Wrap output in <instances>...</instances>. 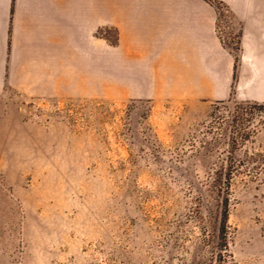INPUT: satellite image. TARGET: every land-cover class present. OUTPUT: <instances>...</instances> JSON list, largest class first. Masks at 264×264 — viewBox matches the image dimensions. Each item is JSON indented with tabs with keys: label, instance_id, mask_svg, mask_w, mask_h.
Segmentation results:
<instances>
[{
	"label": "rangeland",
	"instance_id": "374dc122",
	"mask_svg": "<svg viewBox=\"0 0 264 264\" xmlns=\"http://www.w3.org/2000/svg\"><path fill=\"white\" fill-rule=\"evenodd\" d=\"M205 1L193 53L132 65L107 0L105 71L85 51L73 96L0 93V264H219L218 190L225 264H264V0Z\"/></svg>",
	"mask_w": 264,
	"mask_h": 264
},
{
	"label": "crops",
	"instance_id": "0c3cea01",
	"mask_svg": "<svg viewBox=\"0 0 264 264\" xmlns=\"http://www.w3.org/2000/svg\"><path fill=\"white\" fill-rule=\"evenodd\" d=\"M115 14L132 65L150 56H177L169 51L201 49L204 15L217 16L205 0H115ZM106 15L107 0H0V93L73 96L83 73L76 77V65L83 66L85 51L94 50L100 66L85 73H100L102 64L105 71V49L92 45L91 35L106 24ZM93 80L101 83L99 74Z\"/></svg>",
	"mask_w": 264,
	"mask_h": 264
},
{
	"label": "trees",
	"instance_id": "16d2710c",
	"mask_svg": "<svg viewBox=\"0 0 264 264\" xmlns=\"http://www.w3.org/2000/svg\"><path fill=\"white\" fill-rule=\"evenodd\" d=\"M214 182L217 186L222 187V184H225L227 188L229 187V179L227 178V181H223V176L221 174H217L215 177ZM223 194V195H222ZM227 195L225 197L224 195ZM217 195L219 198L218 203L216 204V213L217 218L216 221H218V245H217V253L216 257L219 262V264H225L229 262V244H228V216H229V208H228V194L224 193V191H217Z\"/></svg>",
	"mask_w": 264,
	"mask_h": 264
}]
</instances>
